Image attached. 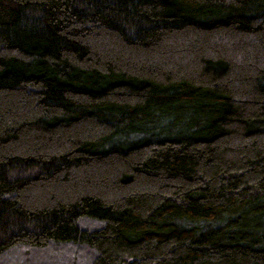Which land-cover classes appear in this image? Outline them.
Listing matches in <instances>:
<instances>
[{
  "label": "trees",
  "instance_id": "obj_1",
  "mask_svg": "<svg viewBox=\"0 0 264 264\" xmlns=\"http://www.w3.org/2000/svg\"><path fill=\"white\" fill-rule=\"evenodd\" d=\"M0 264H264V0H0Z\"/></svg>",
  "mask_w": 264,
  "mask_h": 264
}]
</instances>
